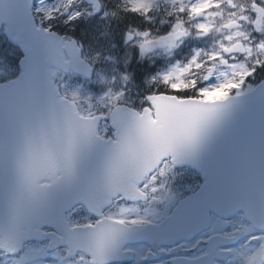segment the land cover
Here are the masks:
<instances>
[{
	"label": "snow or ice",
	"instance_id": "6c2138e0",
	"mask_svg": "<svg viewBox=\"0 0 264 264\" xmlns=\"http://www.w3.org/2000/svg\"><path fill=\"white\" fill-rule=\"evenodd\" d=\"M0 264H264V0H0Z\"/></svg>",
	"mask_w": 264,
	"mask_h": 264
}]
</instances>
